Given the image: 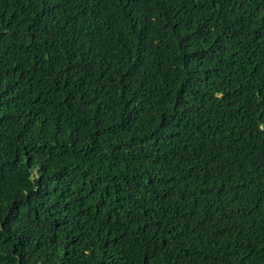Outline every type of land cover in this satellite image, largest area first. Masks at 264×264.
<instances>
[{
	"label": "trees",
	"instance_id": "trees-1",
	"mask_svg": "<svg viewBox=\"0 0 264 264\" xmlns=\"http://www.w3.org/2000/svg\"><path fill=\"white\" fill-rule=\"evenodd\" d=\"M0 264H264V0H0Z\"/></svg>",
	"mask_w": 264,
	"mask_h": 264
}]
</instances>
